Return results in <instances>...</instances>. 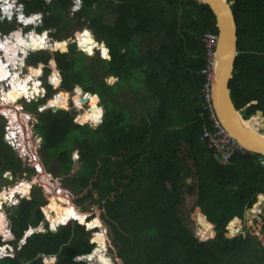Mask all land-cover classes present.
Returning a JSON list of instances; mask_svg holds the SVG:
<instances>
[{"label":"trees","instance_id":"1","mask_svg":"<svg viewBox=\"0 0 264 264\" xmlns=\"http://www.w3.org/2000/svg\"><path fill=\"white\" fill-rule=\"evenodd\" d=\"M103 1L82 0L81 7L73 11L74 18L70 17L73 0L24 1L26 12H44L42 30L56 31L52 34L58 42L55 50H65L60 41L71 36L76 23L81 25L78 31L84 27L90 31L85 38L77 35L82 51L107 58L108 49L105 60L87 57L76 45L65 53L45 51L28 56L29 71L41 68L45 76L59 71L63 82L58 90L66 94L49 99L63 100L58 112L38 114L37 106L43 102L25 104L32 106L28 113L38 115L34 131L43 140L44 165L57 162L60 174L68 176L79 163V172L70 180L78 191L93 186L100 200L106 201L102 218L123 264H264V249L256 238L226 237L230 222L243 218L253 206L260 208L264 201L260 156L236 155L221 166L203 140L209 121L201 108L202 71L207 66L201 38L206 33L218 34L213 12L202 0H109L115 5L107 9ZM229 1L235 2L232 10L238 37L229 87L235 107L239 110L251 104L245 112L252 116L264 112V0ZM93 62L100 66L101 79H92L95 71L91 74L88 65ZM107 77L118 82L109 85ZM76 85L99 98L84 96L79 88L75 96ZM123 91L143 101V112L136 121L129 110L113 102ZM51 92L48 87V96ZM94 97L105 109L96 129L80 125L76 110L83 111L82 102L90 103ZM97 107L98 103L90 104V116ZM256 117L259 127H264L261 115ZM87 122L85 111L81 123ZM3 134L0 124V176L7 171L22 176V162L4 142ZM183 143L193 158L194 172L185 163ZM191 172L198 178V206L215 225V236L208 241H201L188 228L179 207ZM7 204L0 215V247L12 250L13 256L1 258L0 264H45L44 257L53 256L54 264H90L75 258L94 248L91 254L106 248L104 235L94 229L98 227L92 220L94 230L88 228L90 219L62 213L57 219L51 212L48 217L52 229L59 226L55 233L26 236L44 222L42 194L16 196L12 205ZM207 226L212 229L208 222ZM205 228L203 233L209 231Z\"/></svg>","mask_w":264,"mask_h":264},{"label":"rangeland","instance_id":"2","mask_svg":"<svg viewBox=\"0 0 264 264\" xmlns=\"http://www.w3.org/2000/svg\"><path fill=\"white\" fill-rule=\"evenodd\" d=\"M114 5H115V3L112 1H109V0L102 2V7L105 9H107L109 7L113 8ZM105 13L107 14V10L105 11ZM73 14L74 13L72 11V13L70 15L71 18H74ZM80 26H81L80 24L76 23L75 27L70 32L71 36L65 40L60 41L63 43V45H64L63 49H65V50L64 51L58 50V52L65 53V52H67L68 47L70 45H76L71 40L75 39L79 33H80L79 34L80 38L81 37L82 38L88 37V35L90 33L89 29L84 27L81 29V31H78V28ZM13 28L16 29V25L8 27V29H6L4 25H2L0 27V31H2L3 33H10L11 29H13ZM41 30L42 29H39L38 31L40 32ZM84 30H86L88 32V35H83ZM42 35H44V34L42 33ZM143 43L148 44L149 42L145 40V41H143ZM57 44H58V42H57ZM99 46H100V44H99ZM76 47H77V45H76ZM77 49H78V47H77ZM54 52H57V51H54ZM93 59L98 60V59H103V57L96 54L93 56ZM88 69H90L89 71L91 74L95 71V73H93V75H92V79L97 80V79L102 78L100 66L97 62L90 63L88 65ZM45 78L46 77H44L43 79L46 80ZM111 78L112 77H109L108 81L106 82L109 85H113L117 81L116 78L115 79L112 78L113 81H111ZM47 89H48V86H47ZM73 93H75L74 95L76 96L75 90L73 91ZM42 102L44 103L45 101H42ZM113 102L116 105H119L122 110L123 109L129 110L133 114L135 121L138 120L139 115L143 112V110H142V107H143L142 99L138 96H136V97L133 96L130 91H125L124 94L117 95L116 97L113 98ZM24 103L28 104L26 101L21 99V100L17 101V104L15 105V107H18V106L21 107L22 106L23 107V110L21 109L22 113L26 114L27 111L31 110L32 106L31 105H25ZM73 104H75V101ZM82 104H83V108L85 109L83 111H82V109H80L74 105V107H76V110L80 113V116H81L82 112L86 111L88 113V110H89V103L88 102H84V103L82 102ZM98 104L100 105V101ZM99 107H97L96 109L98 110ZM2 112H4V110H2ZM83 116H84V113H83ZM245 116H246V118L250 117V116H248V113H246V112H245ZM29 117H28V119H29ZM90 117L91 118L93 117L92 114ZM30 118L31 119L28 121V127L30 129L32 139L34 141L33 149H32L34 151V155L31 154L32 150L29 149L30 148L29 146H28V149H29L30 153H28V154H26L25 152L22 153V150H17V152L20 151L19 152V154H20L19 159L22 162V174L23 175L17 176V175H14L12 172H9V171L7 173H3L0 176V192L4 188H10L12 191V189L17 187L18 182L25 181L24 184L28 185V187H29V191H30V192H28L29 194L36 193V194H42L43 195V197L45 198V203H46L43 206V208H46L47 210L51 211V214H52L54 219L59 218V215L61 213L64 214V217L66 215H69L73 219H84V218L91 219L92 225L93 226L95 225L94 227L99 228V231H101V233H103L104 238H105V242H106V248L100 249L101 251H99L100 253H99L98 257L94 258L93 260L89 259L92 261L91 264H123V261L118 256V250L114 246L113 237H112L110 228L108 227V225L105 223L104 219L102 218L105 214V210H104L103 206L105 205L106 201L100 200L101 197L99 195V191L97 189H95L93 186L89 187L88 189H84V190H81V189L79 191L75 190V186L73 185V183L71 182L70 179L73 178L74 176H76L77 172H79V170H80L79 163H76L75 169L68 176L60 174L61 166L57 162H51L48 166L44 165V158H43V156H41V153H40V148L42 145H41L39 138H37L38 136L35 134L34 127H33L36 124L35 119L38 118V115L36 113L32 114ZM102 121H103V118H102ZM0 124L5 126V124H7V121L5 122L4 120H1ZM86 124L90 125L94 129L98 128L101 125V124L100 125L96 124L95 126H93L88 122L84 123L83 125H86ZM261 132H263V129ZM28 137H29V135H28ZM188 151L189 150L184 151V153H186V154H184L183 156L185 158V162L188 163V165H190L192 170L194 171L193 162H192L191 156H190ZM73 157L75 159H77L78 156L76 153H74ZM39 169H40V173L37 172ZM26 170L31 171L32 173L29 174L28 172H25ZM42 175L49 177L48 182H45L44 177ZM197 179L198 178H197L196 174H194L192 172H191V174H189V177L186 179V184L188 185V191L184 192V195L181 198V204L179 205L180 210H181V215L183 216L185 223L187 224L188 228L191 229L195 233L196 236L198 234L199 235L203 234L201 227L197 222V218L199 216L197 213V209L199 208V206H198L199 197L197 194V192H198V190H197L198 180ZM34 183H36V184H34ZM46 183H48V185H50V187L52 188L51 190L45 186ZM57 192H59V193L62 192L66 196L69 197L72 206L75 207V211H74L75 213H72V214L67 213V212H69V210H67V204L62 202V201L57 200L53 204L49 201V197L51 196L54 198V196H56ZM46 195L49 196L48 199L46 198ZM91 195L93 197H91ZM0 196H2V195H0ZM6 198H7V196L5 198H1L0 201L4 202L6 200ZM14 198H16L15 195H14ZM13 200L8 199L7 201H9V202L6 201L8 203V204L7 203L6 204L8 206L12 205ZM55 200H56V198H55ZM4 203H3V206L0 208V215L2 213L4 214L6 212V210H4V205H6V204H4ZM45 212H46V210H45ZM46 218H47V216H46ZM96 220H98L99 225L96 224ZM251 220H253V218ZM48 221H50V220H48ZM233 222H231V224L229 225L230 231L228 230V232H227L228 235H231V233H232L231 232V226L234 224ZM234 225L237 228L236 230H239L238 231V234H239L241 227L237 226L238 222H237V224L235 223ZM250 226H251V224H250ZM41 230H42V227H41ZM253 230H256V229L253 228ZM210 232L212 234L209 232H206L203 234V235H208L206 241L214 238V236H212L213 233H215L214 228H212ZM258 232L259 231H256V234H258ZM209 234H211V235H209ZM238 234L236 233L235 235H231V237H232L231 239H234L235 236H237ZM260 234H262L263 238H264V233H260ZM3 254H4L3 252H0V257H3L4 256Z\"/></svg>","mask_w":264,"mask_h":264},{"label":"bare ground","instance_id":"3","mask_svg":"<svg viewBox=\"0 0 264 264\" xmlns=\"http://www.w3.org/2000/svg\"><path fill=\"white\" fill-rule=\"evenodd\" d=\"M1 1L4 4V3H7L8 0H1ZM3 8H4V10H7L8 6H3ZM36 18L35 17L29 18V17H24V16L20 15L19 16V22L20 23L22 22L26 25H30V24L34 23ZM86 30L83 31V35H88V32ZM12 36H13L14 41H15V42H13V44H11L12 42H11L10 38H7L5 40L0 41V50L2 51V53H0V82L4 83V81H9V79L11 82L9 84L10 91L5 92L4 90H1V93H3V95H4L3 96L4 102L0 103L1 104L0 105V112H2V110H4V112H2V115L6 116L7 119L10 121L11 131H10L9 137H11L14 141H17L18 149L22 150V153L25 152L26 154H28V153H30L29 149L32 150L33 144H34L30 129L28 127V121L31 118L28 115L23 114L21 108L19 106L15 107V105H16L17 100L20 97H23L24 99H26V98L37 99L39 96H41L44 93L45 90H43L44 88L42 87V83H39L37 80L39 74L41 73V71L39 69L33 70V71L30 70V73L27 75V77L26 76L24 78L20 77L21 70H22V67L24 65L23 59L27 55L26 49L43 50V49L49 48V49L55 50V47L57 45V40H51L48 37V35H46V34H44V35L40 34V35L36 36L33 33H31L30 35L25 37L24 34H22L20 30H18L15 33V35H12ZM78 43H79V41H78ZM78 43H77V46L80 49L79 44H82V43H79V44ZM20 50H22V53H19ZM96 52H98V51H96ZM3 53H4V57L6 58L7 64L10 65L15 71L10 72L6 69L8 65L3 66L4 62L1 60V55ZM87 54H90V53H87ZM19 60H20V62H18ZM18 65H20L21 67L18 68ZM36 76H37V78H36ZM54 77L55 76H51L50 81H52L51 83L55 85L56 78H54ZM0 88H3L1 83H0ZM94 98L91 99L89 106L92 102L95 104L99 103L98 100L95 98V100L97 101V103H96ZM52 100L59 102L61 104V106H59L58 103L53 102ZM52 100H49L46 102V104L44 105L45 109L54 108V107H56L57 109L63 108V105H64L63 100L62 101L55 100V99H52ZM83 110H85V109L83 108ZM86 114L89 117V123L91 125H96V124H99L101 122V119L103 117L102 115L104 114V111H103L102 107H99L98 110L96 109L93 111V113H92L93 117L92 118L90 117L89 112L88 113L86 112ZM28 117H29V119H28ZM259 124H260V119L256 116L252 117L251 119H249L247 121V125L255 131H258L260 128L264 129V127H259ZM28 135H29V137H28ZM28 146L30 147L29 149H28ZM31 154L34 155L33 150H32ZM43 177H44L45 182H48L49 177H46V176H43ZM45 186L50 190L52 189L50 187V185H48V183H46ZM10 191H11L10 188H4L0 192V195H2V196H0V199L5 198L7 196L6 200L4 201V202H6L7 199L14 198L15 194H18V193L23 194V195L27 194L29 192V187H28V185L22 183V184L17 185V187H15L14 189H12L11 192ZM55 198H56V200H55ZM57 200L62 201V202L67 204V210H69V212H70L69 214L75 213L74 212L75 207L72 206L69 197L66 196L64 193L57 192V194H56V196H54V198L51 196L49 197V201L52 204ZM1 206H2V202L0 201V208H1ZM260 208H261V206H260ZM260 208H253L252 210H250V212H251L250 218L251 219L253 217L257 216L258 212L262 211V210H260ZM45 210H46L45 213H46L47 219L49 220V218H51V216H50L51 211H49L47 209H45ZM50 221H52V220H50ZM198 222H199V225H200L202 233H203L206 230L205 226L208 228L207 221L205 222V219L202 216H198ZM237 222L239 223L238 225L240 226V222L237 219L234 220L233 223L237 224ZM234 224L231 226V232H232L231 234L232 235H235L236 233L238 234V231H239V230H236L237 228ZM208 229H209L208 232L211 233L210 232L211 229L210 228H208ZM211 234H209V235H211ZM99 251H101V250L98 249L93 254H90L88 256V259L93 260L94 258L98 257V255L100 253Z\"/></svg>","mask_w":264,"mask_h":264},{"label":"water","instance_id":"4","mask_svg":"<svg viewBox=\"0 0 264 264\" xmlns=\"http://www.w3.org/2000/svg\"><path fill=\"white\" fill-rule=\"evenodd\" d=\"M202 1H204L209 6L211 11L213 12L215 16L216 27H217V32H218V40H217V44L215 48L213 65L211 69L213 103L215 106L217 117L222 123V125L229 132V134H231L247 151L264 157V129H263V132H261L262 128H260L261 130L259 129L258 131H255L247 125V121L254 116L261 115V117L264 119V113L262 111H257L255 115H252L249 118H246L244 113L251 104L247 105L243 109L238 110L233 103V100L231 97L232 90L229 87V84H230V81H231V78L234 72V65H235V61H236V57L238 53L237 51V42H238L237 24H236L234 12L232 10V6L235 4V2L229 1V0H202ZM71 41L75 42L76 40L72 39ZM50 50L58 51V50H52V49ZM78 50L81 51L79 48ZM41 52H43V50H37V53H41ZM82 52L87 57H90V58L93 57L87 54L85 51H82ZM41 73H43L42 70H41ZM59 76H60V79H62L60 74ZM106 82H107V79H106ZM54 89H56V87H54ZM92 95L95 97H98L95 94H92ZM37 100L41 101L42 96H39ZM58 110L59 109L54 108V112H57ZM103 111L105 112V109H103ZM35 121L37 122V119H35ZM79 124L83 125V123H81V118L79 120ZM41 143H43V140H41ZM48 197L49 196L46 195L47 199ZM261 208H264V201L262 202ZM45 209L46 208H42V211L46 215ZM250 210L251 209H248L246 211L248 226H250L251 224V226L255 228L256 231H259L258 237L264 249V238H263V235L260 234V230L262 229L261 218H258L257 224H254L253 220L250 219V215H251ZM197 213L201 215L212 226V228H215V225H213L207 220V217L203 214L202 209L200 207L197 209ZM86 219L87 218H84V221ZM236 219L241 223V220L239 218H235L234 220ZM79 221H82V220H79ZM48 224H49V221L45 219L44 222L39 226V228L31 229L29 232H27L26 236H29L34 233H44V234L48 232L55 233L59 228L58 226L56 229H52L51 227H49V229H46L45 227H47ZM41 227H42V230H41ZM88 228L89 229L91 228V222L88 224ZM214 234L215 233H213L212 236H215ZM207 236L208 235H203V234L197 235V237L201 241H206ZM226 237L228 239L232 238L231 235H228V234L226 235ZM94 250H92L91 253ZM91 253L85 255L84 257H81V261L87 260L88 256ZM54 263L55 261H52V260L46 262V264H54Z\"/></svg>","mask_w":264,"mask_h":264},{"label":"built area","instance_id":"5","mask_svg":"<svg viewBox=\"0 0 264 264\" xmlns=\"http://www.w3.org/2000/svg\"><path fill=\"white\" fill-rule=\"evenodd\" d=\"M47 2L51 0H46ZM3 6H8L7 10H4ZM25 5L20 2L19 0H8L7 3H2L0 0V23L7 27L9 23H12L14 20L19 22V16H24V17H37L34 23L30 25H26L24 23L21 24V28L27 29L29 28V33L24 34L25 37L30 35L31 33H35L39 27L42 26L43 24V15L42 14H34V15H23ZM7 11V12H6ZM10 14H9V13ZM15 35V33L13 34ZM38 35V34H34ZM7 38H10L11 44H13L14 38L11 34H5L2 31H0V41L5 40ZM51 39V38H50ZM52 40V39H51ZM218 40V34H213V33H206L203 35L201 38L202 43L204 44L205 48V58L207 61V66L206 68L202 71V74L205 76V83L202 87V101H201V108L202 111L207 115L208 121H209V128H207L204 131L203 134V140L206 142L207 149L211 152L213 160L221 166H225L229 163V161L234 158L236 155H254L253 153L247 151L229 132L226 130V128L222 125L220 120L217 117L216 111H215V106L213 103V90H212V74H211V69L213 65V58L215 54V48ZM27 50V55L24 57V65L21 70L20 77L24 78L27 75L26 72V59L30 54L35 53L37 50H32V49H26ZM50 50L49 48L43 49V51ZM0 53L2 51L0 50ZM19 53H22V50H20ZM20 59V58H19ZM1 60L4 62L3 66H7L6 58L4 57V53L1 55ZM20 62V60L18 61ZM21 67L18 65V68ZM8 71H15L10 65L7 66L6 68ZM55 75V74H53ZM42 77V75H41ZM41 77H38L37 80L39 83H42L40 80ZM59 76H55L56 79H58ZM50 79V78H49ZM3 86V88H0V103L4 102V97L3 93H1V90H4L5 92L10 91L9 88V81H4V83L0 82ZM43 87V86H42ZM44 90V89H43ZM45 91L41 95L42 98L44 99L45 97ZM21 98L20 97L17 101H19ZM24 99V98H23ZM26 102H31V101H37V99L32 98V99H24ZM1 105V104H0ZM39 111L43 112L44 109L39 107ZM1 117V114H0ZM10 122H7L5 125V134H4V141L13 147L14 150H19L18 149V144L17 141H11L9 140V134H10ZM259 162L264 165V157L260 156ZM2 202V206H3ZM1 206V207H2ZM0 252H3L4 256H7L9 253L5 248H1Z\"/></svg>","mask_w":264,"mask_h":264},{"label":"clouds","instance_id":"6","mask_svg":"<svg viewBox=\"0 0 264 264\" xmlns=\"http://www.w3.org/2000/svg\"><path fill=\"white\" fill-rule=\"evenodd\" d=\"M20 2H22L24 5H25V3H24V1H28V0H19ZM46 1V0H45ZM52 1V0H51ZM51 1H49V2H47V3H50ZM81 5H82V0H73V6L71 7V11H74V10H76V9H79L80 7H81ZM34 14H42L43 15V23H44V17H45V14H44V12H37V13H29V12H26V5H25V8H24V11H23V15H25V16H27V15H34ZM1 24V23H0ZM2 25V24H1ZM13 25H16V29L15 28H13V29H11V31H10V33H5V34H11V35H13L14 33H16L18 30H20L21 31V33L22 34H27V33H29V28H27V29H22L21 28V24H19V22L18 21H16V20H14L12 23H9V25L7 26V27H5L6 29H8V27H11V26H13ZM42 27H43V24H42V26L41 27H39L38 29H37V31L35 32V33H33V34H38V35H40V34H42V33H44V32H47L48 33V37L49 38H51L52 40H56L55 38H53L52 37V34H54L55 33V30H41L40 32L38 31L39 29H42ZM54 32V33H53ZM94 35V34H93ZM77 38V37H76ZM76 38H75V40H76ZM98 41V40H97ZM99 42V41H98ZM76 45H77V42L75 41L74 42ZM100 43V42H99ZM78 47V46H77ZM107 48V47H106ZM78 50V49H77ZM47 51H51V50H47ZM79 51V50H78ZM43 52H45V51H43ZM81 52H82V50H81ZM35 53H37V51L35 52ZM34 54V53H33ZM98 54V53H97ZM98 55H100V54H98ZM101 56V55H100ZM28 58V57H27ZM91 58H93V57H91ZM107 58H108V49H107ZM107 58H103V60H105V59H107ZM27 60V59H26ZM26 63V62H25ZM26 68H27V66H26ZM37 69H39L40 71L42 70L41 68H35V69H32L31 71H33V70H37ZM43 71V70H42ZM26 72H27V75L30 73V71L28 70V69H26ZM53 74H55V75H53ZM59 74H60V72L59 71H54V72H52L50 75H44V72L43 73H40V75H39V77H41V75H42V77H41V81H42V86H43V88H44V90H45V97H44V99L42 98V100L41 101H31L30 103H32V102H42V101H45L43 104H39L38 106H37V113L38 114H40V113H43V112H45V111H49V110H51V111H53L54 112V108H47V109H45L44 108V105L46 104V102L49 100V99H51L54 95H56V94H64V95H66L64 92H61V91H59L58 89L61 87V85H62V82H63V79H60V76H59ZM59 76L58 77V79H56V83H55V85L54 84H52L51 83V76ZM61 75V74H60ZM44 77H46L45 79L46 80H44L43 78ZM50 78V79H49ZM55 78V77H54ZM47 86L48 87H50L51 88V94H50V96H48V89H47ZM54 87H56V89H54ZM76 88V89H75ZM77 88H80V90L82 91V94L84 95V96H86L87 94H90V95H92V93H90V92H84L83 90H82V88L79 86V85H76L75 87H74V89H73V91L75 90V92L77 93ZM75 94V93H74ZM99 98V97H98ZM22 100H24L23 98H21ZM20 99V100H21ZM25 101V100H24ZM99 101H100V99H99ZM28 104H29V102H27ZM16 104H17V102H16ZM24 104H26V103H24ZM100 106V105H99ZM39 107H41V108H43L44 109V111L43 112H40L39 111ZM101 107V106H100ZM103 107V106H102ZM104 108V107H103ZM21 109L23 110V108H22V106H21ZM61 110V108H59V110L58 111H60ZM57 111V112H58ZM105 113V112H104ZM264 113V112H263ZM0 114H1V117H0V121L1 120H4L5 122L7 121V122H10L8 119H7V117L6 116H4V115H2V112H0ZM28 116H30L31 117V115H30V113H26ZM104 115V114H103ZM102 115V116H103ZM81 117V116H80ZM103 118V117H102ZM80 120V119H79ZM102 123V119H101V122L99 123V125ZM6 125V124H5ZM34 127V126H33ZM4 134H5V126H4ZM4 134H3V140H4ZM37 138H39V140H40V142H41V138L38 136ZM5 142V141H4ZM6 143V142H5ZM41 145H42V143H41ZM10 146V145H9ZM12 147V146H11ZM12 149H13V147H12ZM14 150V149H13ZM15 152H16V154L18 155L17 157L19 158V156H20V154H19V152H17L16 150H14ZM76 160H78V157H77V159ZM8 172V171H7ZM7 172H4V173H7ZM38 173H40V169L37 171ZM20 182H22V181H20ZM19 183V182H18ZM30 192V191H29ZM27 195H29V193H27V194H15V196H19V197H21V198H23V197H26ZM14 198H12L11 200H13ZM8 200V199H7ZM7 202H9V201H7ZM7 202H5V203H7ZM4 203V204H5ZM43 208V207H42ZM236 218H238V217H236ZM45 219H47L46 218V215L44 214V220ZM86 220H88V219H86ZM85 220V221H86ZM75 221V220H74ZM234 221V220H233ZM232 221V222H233ZM91 222V219L88 221V224ZM230 224H231V222H230ZM229 224V225H230ZM49 227H51L49 224H48V226L47 227H45L46 229H49ZM39 228V227H38ZM102 228V227H101ZM91 229V228H90ZM94 229H99V228H94ZM94 229H91V230H94ZM228 230L230 231V228H228ZM29 232V231H28ZM214 232H215V228H214ZM27 234V233H26ZM235 237H237V236H235ZM1 248H4V247H0V249ZM6 249V248H5ZM94 249H96V248H94ZM93 249V250H94ZM7 250V249H6ZM8 251V255L7 256H3V257H0V259L1 258H5V257H9V256H13V254H12V250H7ZM82 257H84V256H82ZM80 259V260H79ZM51 260H54L55 262H56V257L55 256H53V257H44V262H45V264H46V262H48V261H51ZM75 260L76 261H81V257H76L75 258ZM85 262H88V263H90L91 264V260H89V259H87V260H85Z\"/></svg>","mask_w":264,"mask_h":264},{"label":"flooded vegetation","instance_id":"7","mask_svg":"<svg viewBox=\"0 0 264 264\" xmlns=\"http://www.w3.org/2000/svg\"><path fill=\"white\" fill-rule=\"evenodd\" d=\"M26 77H27V75H26ZM36 78H37V76H36ZM75 167H76V164L74 165L73 170L75 169ZM253 207L250 208V209L252 210ZM260 210H262V211L258 212L257 216L253 217V223L257 224L258 223V218H261L262 229L260 230V233H264V208H260ZM239 219L241 220V223H240L241 226L238 225V227H241V230H240V233L237 236H244V237L250 236V237L256 238L257 241H259V243L261 245V241L259 240L258 234H256V230H253L252 226H248L246 212L244 213L243 218H239ZM228 228H229V226H228Z\"/></svg>","mask_w":264,"mask_h":264},{"label":"crops","instance_id":"8","mask_svg":"<svg viewBox=\"0 0 264 264\" xmlns=\"http://www.w3.org/2000/svg\"><path fill=\"white\" fill-rule=\"evenodd\" d=\"M108 78L109 77H107L106 79H107V81H108ZM112 78H114L115 79V77H112ZM106 79H105V81H106ZM117 79V78H116ZM118 82V79H117V81H116V83ZM114 85V84H113ZM124 92L125 91H123L122 93H120V94H124ZM120 94H118V95H120ZM183 146H182V151H183V153H184V151H186V150H189L188 149V146H187V144L186 143H183L182 144ZM186 149V150H185ZM184 155V154H183ZM191 159H192V162H193V158L191 157ZM186 163V162H185ZM194 164V163H193ZM186 165L188 166V167H190L189 169H190V171H192V172H194L193 170H192V168H191V166L190 165H188V163H186Z\"/></svg>","mask_w":264,"mask_h":264}]
</instances>
